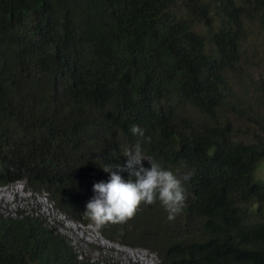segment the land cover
<instances>
[{"label":"trees","instance_id":"16d2710c","mask_svg":"<svg viewBox=\"0 0 264 264\" xmlns=\"http://www.w3.org/2000/svg\"><path fill=\"white\" fill-rule=\"evenodd\" d=\"M255 31L264 0H0V186L24 183L156 264H264ZM137 143L144 167L180 181L182 210L168 220L159 201L141 204L97 226L84 215L93 185ZM0 264L92 263L16 210L0 211Z\"/></svg>","mask_w":264,"mask_h":264},{"label":"clouds","instance_id":"9594fccd","mask_svg":"<svg viewBox=\"0 0 264 264\" xmlns=\"http://www.w3.org/2000/svg\"><path fill=\"white\" fill-rule=\"evenodd\" d=\"M131 132L144 135L136 125ZM124 157L123 164L102 169L109 174V179L93 185L95 195L86 204L84 215L97 226L123 223L135 215L141 204L151 205L159 201L168 220H173L181 212L185 200L180 181L156 162L144 167L146 161L139 143L127 148ZM121 173H126L127 178Z\"/></svg>","mask_w":264,"mask_h":264},{"label":"rangeland","instance_id":"374dc122","mask_svg":"<svg viewBox=\"0 0 264 264\" xmlns=\"http://www.w3.org/2000/svg\"><path fill=\"white\" fill-rule=\"evenodd\" d=\"M254 34L252 39L255 42L251 45L255 44L256 47L260 44L258 46L264 55V37L260 31H255ZM16 210L41 217L53 231L62 236L75 254L92 264L157 263L156 257L146 250L130 248L103 239L93 223L85 225L70 220L60 211H56L44 195L27 191L24 183L0 186V211L8 214Z\"/></svg>","mask_w":264,"mask_h":264}]
</instances>
